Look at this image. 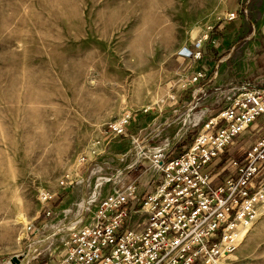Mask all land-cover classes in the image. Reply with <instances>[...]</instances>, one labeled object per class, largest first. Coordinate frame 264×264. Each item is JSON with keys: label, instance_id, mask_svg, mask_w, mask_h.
Segmentation results:
<instances>
[{"label": "rangeland", "instance_id": "obj_1", "mask_svg": "<svg viewBox=\"0 0 264 264\" xmlns=\"http://www.w3.org/2000/svg\"><path fill=\"white\" fill-rule=\"evenodd\" d=\"M198 69L212 79L203 92L191 84ZM244 76L264 79V0H0V264L56 243L61 212L97 183L105 195L121 177L147 182L143 166L128 170L149 165L141 148L148 157L178 142L179 154L226 80ZM125 113L134 139L106 136ZM218 264H264V212Z\"/></svg>", "mask_w": 264, "mask_h": 264}, {"label": "built area", "instance_id": "obj_2", "mask_svg": "<svg viewBox=\"0 0 264 264\" xmlns=\"http://www.w3.org/2000/svg\"><path fill=\"white\" fill-rule=\"evenodd\" d=\"M189 57L201 59V52ZM191 77L192 85L207 80L204 69ZM217 98L216 112L206 110L199 117L191 127L196 134L179 154L171 153L178 142L154 148L148 157L141 148L149 165L140 161L128 170L143 166L146 185L141 178L126 182L121 177L103 195L97 183L93 193L61 212L68 221L65 231L48 247H42L46 240L38 242V255L28 264H218L233 254L264 212V135L243 153L228 155L264 118V80L252 84L243 77L220 89ZM133 121L125 113L105 135L134 139L128 133ZM69 178L60 182L62 190L73 186ZM53 198L45 195L44 201ZM54 215L51 208L44 210L46 219ZM33 227L28 230L38 231Z\"/></svg>", "mask_w": 264, "mask_h": 264}, {"label": "crops", "instance_id": "obj_3", "mask_svg": "<svg viewBox=\"0 0 264 264\" xmlns=\"http://www.w3.org/2000/svg\"><path fill=\"white\" fill-rule=\"evenodd\" d=\"M259 75V74H258ZM245 77V76H244ZM212 80V79H211ZM211 80H208L207 82H205V83H198V84H196V86H198V87H201V86H205L207 83H209ZM250 80V82L252 83V84H257V83H259V82H261L262 80H264L263 78H258V80H255V81H253L252 82V80L251 79H249ZM228 80H226V82H225V84L227 85L228 84ZM225 85V86H226ZM195 89H197V88H194L193 90H195ZM220 89H222V88H220ZM219 89V90H220ZM218 90V91H219ZM217 97V96H216ZM215 104H213V107L214 108H218V106H220V104H221V102L220 103H217V102H214ZM214 110V109H213ZM217 109H215L214 111H216ZM264 118H261V119H259L258 121H256L252 126H251V128H250V130H249V132H246L245 133V137L246 136H248L249 135V133H250V139L249 140H247L246 142H245V144H243V143H240L237 147L239 148V151L241 152V151H244V150H240V148H243V149H245L246 148V146H248V145H250L253 141H255L256 139H254L255 138V131H258L259 133H260V136L259 137H261V136H263L264 135ZM255 127V128H254ZM258 139V138H257ZM240 152H237V154H235V155H239L240 154ZM242 153V152H241ZM141 181H143V177H141ZM148 182V181H147ZM147 182H143V185H146V183Z\"/></svg>", "mask_w": 264, "mask_h": 264}, {"label": "bare ground", "instance_id": "obj_4", "mask_svg": "<svg viewBox=\"0 0 264 264\" xmlns=\"http://www.w3.org/2000/svg\"><path fill=\"white\" fill-rule=\"evenodd\" d=\"M196 122H197V119L191 120V123H196ZM18 222H20V223H26V220L23 217H19Z\"/></svg>", "mask_w": 264, "mask_h": 264}, {"label": "water", "instance_id": "obj_5", "mask_svg": "<svg viewBox=\"0 0 264 264\" xmlns=\"http://www.w3.org/2000/svg\"><path fill=\"white\" fill-rule=\"evenodd\" d=\"M13 261L15 264H20V260H18V258H16V257L13 259Z\"/></svg>", "mask_w": 264, "mask_h": 264}]
</instances>
